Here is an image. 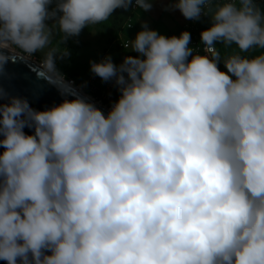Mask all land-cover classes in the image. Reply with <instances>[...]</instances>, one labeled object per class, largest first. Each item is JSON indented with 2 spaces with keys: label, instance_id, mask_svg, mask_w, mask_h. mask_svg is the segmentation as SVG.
I'll use <instances>...</instances> for the list:
<instances>
[{
  "label": "clouds",
  "instance_id": "clouds-1",
  "mask_svg": "<svg viewBox=\"0 0 264 264\" xmlns=\"http://www.w3.org/2000/svg\"><path fill=\"white\" fill-rule=\"evenodd\" d=\"M55 2L0 0V73L5 50L31 57L50 43L47 20L66 40L133 2L152 7ZM172 7L189 20L211 14L203 54L188 31L166 37L143 24L129 42L139 56L91 63L119 86L107 115L79 96L43 111L19 97L0 104V260L264 264V11L256 0ZM218 43L237 49L226 71ZM57 54L69 55L51 47L40 65L50 81L63 80Z\"/></svg>",
  "mask_w": 264,
  "mask_h": 264
},
{
  "label": "rangeland",
  "instance_id": "rangeland-1",
  "mask_svg": "<svg viewBox=\"0 0 264 264\" xmlns=\"http://www.w3.org/2000/svg\"><path fill=\"white\" fill-rule=\"evenodd\" d=\"M154 1L156 0H150L151 3ZM175 2L176 0H168L164 10L166 9V13L170 16L169 18H171L172 21L181 26L187 22L188 19H186L178 9L172 7ZM55 7L56 2L53 0V3L49 5V10H52ZM120 10L121 8L116 9L107 21L98 25L87 26L81 30L78 36L68 37L66 40L64 39V34L59 31L58 25L53 27V25L56 24L55 19L47 20L50 26L54 29L55 34L48 50L51 47H58L62 50L66 49L69 53V55L64 56L63 58L57 54L55 60L57 72L62 74L63 78L68 82L74 80V85L84 87L79 88L83 89L87 95H91L93 99L110 109L121 95L116 92L117 86L115 79L113 78L109 81H104L91 71V63L102 62L107 57H111L112 62L117 66L123 62L124 59L120 46L114 39L112 32L115 26V18ZM150 12L151 10L145 11L140 8L135 11L133 15L135 28L124 31L125 37L129 38L130 42L134 40L136 34L142 30V25L145 23L149 29L155 30L159 34H164L168 31L167 24L158 21L160 14L156 15L155 13L151 14ZM128 13L129 10H124L123 17L127 16ZM78 42L80 43V46L75 49L74 44ZM219 49L223 59L237 51L235 45L226 46L223 43L219 46ZM129 51L132 52L131 48ZM259 52L260 50L256 49L249 53H242V55L254 56L259 54ZM31 58L40 62L44 60V58H42L37 52L33 53ZM125 77L127 78L126 73Z\"/></svg>",
  "mask_w": 264,
  "mask_h": 264
},
{
  "label": "water",
  "instance_id": "water-1",
  "mask_svg": "<svg viewBox=\"0 0 264 264\" xmlns=\"http://www.w3.org/2000/svg\"><path fill=\"white\" fill-rule=\"evenodd\" d=\"M46 25L51 29L50 43L42 50L36 52L42 58H45L48 47L54 38V29L46 21ZM5 54L9 57L8 62L3 66V71L0 73V89L3 90L4 96L0 99V104H7L11 97H19L26 99L34 110L43 111L50 109L55 105H59L64 99H75L77 96L93 103L105 115L108 114L110 108L91 98L67 80H52L40 75L39 62L30 57L17 55L5 50ZM63 90V94H62ZM24 132L28 135L34 134V128L25 127ZM3 137L0 136V139ZM0 147V153L3 152ZM45 254H51L46 252ZM0 264H7V261L0 260ZM19 264V260H18Z\"/></svg>",
  "mask_w": 264,
  "mask_h": 264
},
{
  "label": "built area",
  "instance_id": "built-area-1",
  "mask_svg": "<svg viewBox=\"0 0 264 264\" xmlns=\"http://www.w3.org/2000/svg\"><path fill=\"white\" fill-rule=\"evenodd\" d=\"M256 3L259 6H263L264 0H256ZM138 9L139 8L133 2V4L128 9L129 13L127 14V16L124 17L122 23L120 24L121 30L119 32L118 38H116L115 40H116V42H118V44L121 48L130 49V44H129L130 39L125 37L124 31L135 28V22L133 19V15H134L135 11H137ZM210 15L211 14H209V15L202 14L199 20H189L188 19L187 22H185L183 25H181V32L188 31L191 34L190 47H192L194 50L200 52L201 54H203V45L201 43L200 33L203 31V28L208 25V21L211 20ZM181 32H180V34H181ZM31 59H33V58H31ZM35 61H37V60H35ZM37 62H39V61H37ZM41 63H42V61H41ZM70 83L72 85H74L75 81L71 80ZM76 86L84 88L80 85H76ZM116 86H117V90H116V92H117L119 90V86L117 84H116Z\"/></svg>",
  "mask_w": 264,
  "mask_h": 264
},
{
  "label": "trees",
  "instance_id": "trees-1",
  "mask_svg": "<svg viewBox=\"0 0 264 264\" xmlns=\"http://www.w3.org/2000/svg\"><path fill=\"white\" fill-rule=\"evenodd\" d=\"M261 7V10L264 11V5L263 6H260ZM123 13H124V9L121 8L119 14L117 15V17L115 18V26H114V29L112 30L113 32V37L114 39L118 38L119 36V32L121 30L120 28V24L121 22L123 21ZM159 22L161 21V18H159L158 20ZM204 24V23H203ZM211 25V20L208 21V25L206 27L203 28V30L207 29L209 26ZM180 32H181V26L177 27L176 29L174 30H171L169 31L168 33H166V37H171V36H179L180 35ZM222 43H218L216 45L217 49L219 50L220 52V55H221V51L219 49V46L221 45ZM80 46V43H76L74 44V48L77 49L78 47ZM120 50L122 52V56H123V59L126 57V56H139L138 53L134 52V51H129V49H124V48H121L120 47ZM142 58V57H141ZM219 67L222 71H226V69L224 68V65H223V58H222V55H221V62L219 64ZM118 94H121L120 91L118 90L117 91Z\"/></svg>",
  "mask_w": 264,
  "mask_h": 264
},
{
  "label": "crops",
  "instance_id": "crops-1",
  "mask_svg": "<svg viewBox=\"0 0 264 264\" xmlns=\"http://www.w3.org/2000/svg\"><path fill=\"white\" fill-rule=\"evenodd\" d=\"M167 1L168 0H156L152 2V7L150 9L151 14L152 13H155L156 15L160 14L161 22L163 24H167L168 31L166 33L180 26L178 23H175L174 21H172V19L169 18L170 16L166 13V9L164 10V7L166 6ZM166 33L161 34V35L165 36Z\"/></svg>",
  "mask_w": 264,
  "mask_h": 264
},
{
  "label": "bare ground",
  "instance_id": "bare-ground-1",
  "mask_svg": "<svg viewBox=\"0 0 264 264\" xmlns=\"http://www.w3.org/2000/svg\"><path fill=\"white\" fill-rule=\"evenodd\" d=\"M51 37V36H50ZM39 64H41V62L39 61ZM63 80H65L64 78H63ZM74 86V88H76V85H73ZM77 89H79V90H81V92H83L84 94H86V92L85 91H83V89H80L79 87H77ZM89 96V95H88ZM90 97H91V95H90ZM92 98V97H91Z\"/></svg>",
  "mask_w": 264,
  "mask_h": 264
}]
</instances>
